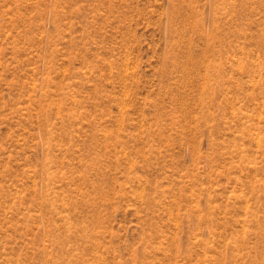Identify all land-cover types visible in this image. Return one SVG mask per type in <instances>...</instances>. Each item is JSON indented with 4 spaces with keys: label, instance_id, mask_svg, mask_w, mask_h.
I'll return each mask as SVG.
<instances>
[{
    "label": "rangeland",
    "instance_id": "rangeland-1",
    "mask_svg": "<svg viewBox=\"0 0 264 264\" xmlns=\"http://www.w3.org/2000/svg\"><path fill=\"white\" fill-rule=\"evenodd\" d=\"M0 264H264V0H0Z\"/></svg>",
    "mask_w": 264,
    "mask_h": 264
}]
</instances>
